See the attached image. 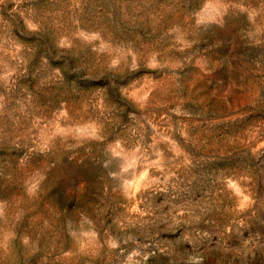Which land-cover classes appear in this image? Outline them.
<instances>
[{
	"label": "rangeland",
	"instance_id": "rangeland-1",
	"mask_svg": "<svg viewBox=\"0 0 264 264\" xmlns=\"http://www.w3.org/2000/svg\"><path fill=\"white\" fill-rule=\"evenodd\" d=\"M0 264H264V0H0Z\"/></svg>",
	"mask_w": 264,
	"mask_h": 264
}]
</instances>
